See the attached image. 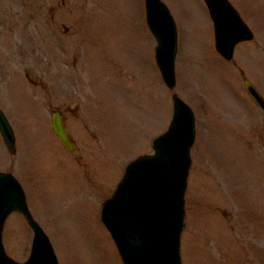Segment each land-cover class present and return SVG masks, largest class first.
Segmentation results:
<instances>
[{"label":"rangeland","instance_id":"374dc122","mask_svg":"<svg viewBox=\"0 0 264 264\" xmlns=\"http://www.w3.org/2000/svg\"><path fill=\"white\" fill-rule=\"evenodd\" d=\"M176 29L175 92L192 110L181 264H264V0H228L251 30L229 61L203 0H161ZM142 0H0V171L19 182L57 264H121L99 219L124 164L150 152L170 117ZM57 112L72 142L51 130ZM31 230L11 212L1 242L17 261Z\"/></svg>","mask_w":264,"mask_h":264},{"label":"water","instance_id":"95a60500","mask_svg":"<svg viewBox=\"0 0 264 264\" xmlns=\"http://www.w3.org/2000/svg\"><path fill=\"white\" fill-rule=\"evenodd\" d=\"M144 23L153 39V61L163 85L170 91L166 128L151 138L150 152L127 161L112 192L101 202L99 219L107 230L121 264H181L180 233L184 224V194L194 139V116L175 93L176 29L161 0H142ZM212 23L213 45L229 61L235 45L253 34L228 0H203ZM246 94L264 112V98L248 80ZM51 130L63 147L72 142L59 113L50 116ZM0 138L14 152L12 128L0 109ZM18 213L31 230L27 256L22 261L3 249L1 231L6 217ZM0 264H57L51 244L31 216L23 190L9 172L0 171Z\"/></svg>","mask_w":264,"mask_h":264}]
</instances>
